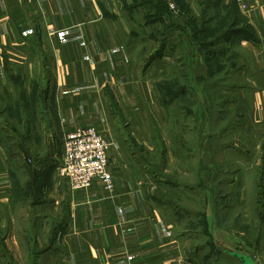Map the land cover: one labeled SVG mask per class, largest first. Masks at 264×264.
Masks as SVG:
<instances>
[{
    "label": "crops",
    "instance_id": "1",
    "mask_svg": "<svg viewBox=\"0 0 264 264\" xmlns=\"http://www.w3.org/2000/svg\"><path fill=\"white\" fill-rule=\"evenodd\" d=\"M203 40L240 49L228 145L220 125L206 139V115L228 113L213 111ZM16 85L34 116L20 147L0 143V264H261L264 0H0V105ZM86 126L109 142L110 190L55 171L64 136ZM225 154L245 169L217 180L207 162Z\"/></svg>",
    "mask_w": 264,
    "mask_h": 264
},
{
    "label": "rangeland",
    "instance_id": "2",
    "mask_svg": "<svg viewBox=\"0 0 264 264\" xmlns=\"http://www.w3.org/2000/svg\"><path fill=\"white\" fill-rule=\"evenodd\" d=\"M165 2H166V0H165ZM165 7L167 8L166 9V12H168L169 9H171V8H169L168 3L165 4ZM171 10H176V8L175 9H171ZM237 27H238L237 29H240V28L243 27L242 21H240L238 23ZM232 36H234V35H232ZM201 38H203V36ZM203 41L204 42H203L202 45L205 46L204 47V50H205V53L207 55V66H208L207 68H208V71L209 72H214V78L211 79V80H213V82H212L211 85H213V87H215L214 88L215 89V92H214V94L212 96V102H211V105H213V111L216 109V111L218 112L219 109H222V111L225 110V112L228 113L226 115V117L220 118V120H219L218 116H216V119L215 118L214 119L213 118L211 119V117H210L209 120H208L207 119L208 115H206V120H207V124H206V135L207 136H206V139H208L209 135H212L214 131L215 132L218 131V129H220L219 128V125H220L221 126V130H222V133H220V137H218L216 139H220V140H222V142H224L226 145H228L227 144L228 142H231V141L234 140V138L231 135V132L234 131V130H236V129L234 127H230V126H232L233 122L235 123V118L233 117V112L234 111L231 110V107L230 106H224L222 104V101L223 102L225 101L226 92H229L231 90L232 86L234 87L237 84H240V77L238 75H236V74H235L236 75V78H233V80L228 81V77H229L230 73L232 71L234 72V71H237L239 69L237 67H238V65L241 62L240 55H239L240 49L238 47V41L237 40H232L231 42H228L227 41L226 44H222L223 46H216V48L213 45L205 44V40H203ZM231 95H233V94L228 95L229 97H227V100L233 99ZM219 96H222V97H219ZM32 98H34V97H32ZM31 100H32V104H33V100L34 99H31ZM221 104L223 105L222 108L220 107ZM229 105H230V103H229ZM4 116H6L7 122L13 123V121L9 118V115H7V113ZM37 117H38V115H37ZM230 122L232 124H230ZM208 123L210 125L212 124L211 128H209ZM15 126L18 128V130H20V126H21V130L20 131H22V128L23 127H22L21 123L18 122L17 124H15ZM4 130H5V128H3L2 126H0V140L4 141V143L6 142V144L8 143L6 145V147L8 148L7 151H9V154H10L12 152L10 150L16 149L18 146L20 147V142H21L20 141V138H21V136L18 135L17 133L15 134V133L12 132L11 133V137H10L11 141L8 142V140L5 139V138H7V135H6V133H5ZM220 140H219V142H220ZM62 149H63V147H62ZM226 149L227 148L223 146V151H226ZM209 152H210V147L207 146V154ZM209 156L210 155H207V157H209ZM214 159H216V162H214V165H213L212 162L211 163L210 162H207V165H209V166H207V168L208 169L216 168V177H217V180L218 179H223V176H222V173H221L222 170L227 169L229 171V169H230L231 166L232 167L235 166L236 168L238 167V169H245V164L244 163H242V162H235L233 160L234 157L233 156L231 157V155H228V154H225V155L220 156V157L216 156ZM235 164H237V165H235ZM250 168H253V167H249V169ZM254 169L257 170L256 168H254ZM254 178L255 177H251V178L246 179V177L241 176L240 179L238 180V184L240 186H244L245 188L251 187V184H253L252 181H254ZM224 189H226V188H224ZM209 196H210V198H212V195L211 194H209ZM178 199H179V197H178ZM183 200H184V198L183 199L181 198L180 201H178L176 198L173 197V199L171 201H174V202H176V203H178L180 205L185 206ZM257 225L259 226V223ZM191 228L192 229H195L194 231H196V233H199L198 232V227L196 228L194 226L193 227L191 226ZM205 229L208 230L207 227ZM201 230H202V228H200V231ZM253 231H254V233H253L254 235L253 236H254L255 240H257V237L259 236V232H260V226H259V228L255 229ZM193 233L194 234H192V235L193 236H196L195 232H193ZM201 233H199V235H200L201 238L203 237V239H204V236ZM195 243L197 245H200V246H204L206 248H209L207 246L209 245L210 242L208 243V242H204L203 240L196 239ZM210 244H211V246H213L212 243H210ZM255 249H256V251H257V249H259V251H260L261 250V247L259 245H257ZM259 255H264V254H261L260 253ZM260 261H261V264H264V258L260 259Z\"/></svg>",
    "mask_w": 264,
    "mask_h": 264
},
{
    "label": "built area",
    "instance_id": "3",
    "mask_svg": "<svg viewBox=\"0 0 264 264\" xmlns=\"http://www.w3.org/2000/svg\"><path fill=\"white\" fill-rule=\"evenodd\" d=\"M234 1L239 11L244 12L252 0ZM169 7L175 9L172 3ZM108 149L109 142L94 126L78 128L65 135L61 159L55 171L59 177L67 179L72 190H86L97 178L102 179L106 190H110L113 183L107 170Z\"/></svg>",
    "mask_w": 264,
    "mask_h": 264
},
{
    "label": "trees",
    "instance_id": "4",
    "mask_svg": "<svg viewBox=\"0 0 264 264\" xmlns=\"http://www.w3.org/2000/svg\"><path fill=\"white\" fill-rule=\"evenodd\" d=\"M16 95L12 96L10 93H3V99L2 104L0 105V114L3 117V122L5 124V133L7 135L8 142L11 141V133H17L21 136L19 132H22L18 130V128L15 126L18 122H26L28 120H31V118L34 116L33 113L30 112V105L28 104V100L25 96V91L21 89L20 85H16ZM7 113L9 115V118L13 121V123L7 122L6 116H4ZM15 123V124H14ZM0 143H4V141L0 140Z\"/></svg>",
    "mask_w": 264,
    "mask_h": 264
},
{
    "label": "water",
    "instance_id": "5",
    "mask_svg": "<svg viewBox=\"0 0 264 264\" xmlns=\"http://www.w3.org/2000/svg\"><path fill=\"white\" fill-rule=\"evenodd\" d=\"M3 121V118H2V115L0 114V124L2 123Z\"/></svg>",
    "mask_w": 264,
    "mask_h": 264
}]
</instances>
